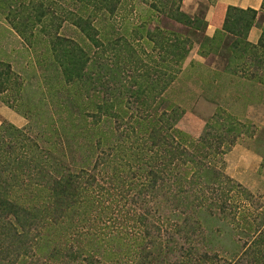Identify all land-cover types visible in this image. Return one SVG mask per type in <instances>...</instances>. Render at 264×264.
Here are the masks:
<instances>
[{
  "label": "trees",
  "instance_id": "1",
  "mask_svg": "<svg viewBox=\"0 0 264 264\" xmlns=\"http://www.w3.org/2000/svg\"><path fill=\"white\" fill-rule=\"evenodd\" d=\"M46 1L0 0V10L18 35L25 38L29 33L33 38L34 28L39 24H43L39 30L49 34V25L51 27L56 19L51 4L53 0L50 4ZM68 1L77 6V12L74 10L68 18L83 36L94 44L106 40L98 25L117 13L121 0ZM180 1L153 0L151 4L164 18L186 28L181 29L186 34H190L187 28L200 30L199 27H204L206 30L207 22H195L181 10ZM260 13H264V3L259 11L228 8L223 27L215 34L225 36L224 45L219 47L223 57L260 50L259 60L264 62V26L257 44L248 41ZM45 21L49 23L45 24ZM178 32L161 36L158 44L161 49H170L176 66L189 53L187 46L190 43ZM228 34L237 39L231 43ZM49 38L54 66L61 70L67 86L66 94L55 93L58 102L52 99L46 104L32 103L28 126L18 128L4 124L0 127V264H124L128 253H131L129 260H132V249L149 250L146 255L148 264H155L158 258L165 259L162 261L165 264H214L216 252L201 247L205 236V224L200 220L203 213L240 229L243 238L247 237L243 240L241 252L229 264H264V219L250 221L245 207L238 205L235 207L242 214L237 218L236 215L229 217L233 210L230 200L240 186L213 165L212 160L225 153L222 134L215 135L212 131L215 126L207 122L198 137L186 136V132L179 128L183 114L176 115L172 110L156 119L151 112L156 100L178 77L179 69L168 74L161 68V87L156 91L153 86L154 100H146L149 98L147 88L140 87L135 92V96L143 101L135 109L140 116L133 118V130L122 131L116 144L103 149L100 148L101 141L94 144L86 137L85 142L76 141L78 137L73 131L83 129L87 118L97 117L95 122L100 123L102 118L118 117L119 114L112 111L114 105L107 99L91 104L95 109L89 110L88 107L92 106L87 103V113L81 110L86 105L79 106L74 98L82 90L80 83L86 85L91 81L88 84L91 87L97 84L92 81L90 57L75 42L53 33ZM205 38L207 41L214 39ZM103 66L99 64L101 69ZM76 85L77 92L72 95L71 90L74 91ZM100 85L104 87L101 82ZM85 87L86 97L90 100V92L97 90ZM28 94L29 97L32 95L26 91L25 82L12 65L0 61V98L5 100L4 104L20 112V103ZM39 105L46 107L49 113L48 125L50 130L53 128V135L49 137L44 133V124L33 117V109ZM62 112L69 113L67 124L62 123L64 115L60 121L54 120L52 114L62 115ZM36 128L43 131L35 133ZM66 130L69 133H65ZM84 130L87 134L81 136H89L90 130ZM232 131L230 127L228 132ZM78 148L81 151H76ZM59 158L68 165L64 172L54 170L52 166V160ZM111 163L116 167L111 181H114L112 185L119 191L118 195L125 194L126 198L130 191L137 190L126 201L127 208L121 221L123 228L113 227L114 232L107 231V226L103 229L101 222L109 210L105 201L109 200L111 189L105 187L104 182H107V169ZM89 169L91 172L102 170V177L98 179L93 173L84 182L83 175ZM126 185L128 189L124 193ZM121 232L131 243L127 244L126 251L119 248L112 253L113 259L108 262L103 254L111 246L109 242ZM164 253L166 258L162 256Z\"/></svg>",
  "mask_w": 264,
  "mask_h": 264
},
{
  "label": "rangeland",
  "instance_id": "2",
  "mask_svg": "<svg viewBox=\"0 0 264 264\" xmlns=\"http://www.w3.org/2000/svg\"><path fill=\"white\" fill-rule=\"evenodd\" d=\"M216 1L181 0L180 6L181 10L195 22L203 23L207 9ZM46 2L50 4V0ZM152 2L153 0H121L117 13L98 25L100 34L106 40L101 39L99 35L101 41L94 44L87 40L68 18L77 9L75 3L68 0L52 1L56 19L51 23V27L49 25V34H56L83 47L87 51V56L90 57L92 81L97 82L92 87L88 85L91 81L86 85L80 83L79 88L82 90L77 94V98L73 96L75 103L79 106L87 103L88 106H92L95 102L107 99L114 105L112 111L119 114L118 117L102 118L100 123L95 122L98 120L97 117L87 118L82 126L83 129L73 131L75 137H78L76 141L85 142V137L90 138L94 144L101 141L100 148L103 149L116 144L120 133L127 129L132 131V127L135 126L133 118L140 116L139 111L135 109L143 100L136 97L135 92L140 87L147 88L149 98L146 100H154L153 89L156 87L157 91L161 87L159 84L162 80L159 75L161 68L168 74L174 73L178 68L180 72L178 77L162 97L156 100L152 114L156 119L172 110L176 111V115L183 114L179 128L186 132V136L191 137H198L206 128L207 122L215 126L212 131L215 135L222 134L221 140L225 153L223 156L214 158L213 165L240 186L239 190L235 189L230 200L233 210L229 217L233 218L232 216L236 215L237 218L242 214L235 207L238 205L245 207L250 221L260 222L264 219V62L259 60L261 51L250 50L246 54L231 53L223 57L219 47L224 45L225 36L214 35L209 37L214 38L213 41H207L205 37L208 36L204 34L206 32L204 27H199L200 30L187 28L190 34H186L184 31L186 28L176 25L154 10ZM259 15L256 26L258 25L262 30L264 13ZM42 25L39 24L34 28L33 38L29 33L22 38L11 28L0 10V55L6 58L5 62L10 63L25 82L26 91L32 93L30 97L28 94L21 101L20 112L9 108L4 104L5 100L0 99V127L4 124H12L18 128L26 127L30 124L32 114L29 113V108L33 105L32 103L46 104L52 99L58 102L54 94L58 92L66 94L67 86L61 77V70L54 66L55 59L49 34L39 30ZM181 29L184 30L181 31ZM172 32H178L182 39L190 41L187 46L189 53L178 66L175 61L172 62L170 49L167 47L161 49L158 45L162 40L161 36H168ZM226 36L230 37L231 43L237 39L229 34ZM99 64H104L102 69ZM100 82L104 84V87L100 85ZM85 86L97 90L90 92L92 93L90 100L86 97ZM77 89L78 85L74 91L71 90L72 95L77 92ZM86 107L87 105L81 107L84 113H87ZM47 108L50 110V107ZM90 108L95 109L94 106L88 107L89 110ZM33 111L35 112L33 117H37L38 121L44 124L46 136L53 135L51 133L53 128L50 130L48 125L50 119L47 117L49 113L46 107L39 105V108ZM52 111H55L54 108ZM56 114H52L54 120L60 121L64 115L62 123H68V112L66 115L63 112L62 115ZM230 127L233 129L231 133L228 132ZM84 128L90 130L89 136H81L87 134ZM40 131L43 130L35 129V133ZM64 132L69 133L68 130ZM65 133L62 131L63 135ZM76 151H81V148ZM52 166L54 170L64 172V168L68 165L59 158L52 160ZM115 168V163H111L107 169L108 174L105 179L107 182H104V186L110 188L111 193L109 200L105 201V206L109 210L102 216L101 221L102 228L105 229L107 226L106 230L111 232H114L113 227L123 228L121 221L124 210L127 208L126 201L130 200L137 191H130L131 194H128L126 198L125 194L118 195V190H115L112 185L114 181H111L114 180L113 169ZM90 169L83 175L84 182L93 173L98 176V179L102 177L103 172H100L102 170L91 172ZM127 185L124 193L128 188L133 189L130 185L127 188ZM261 213L263 215L259 217ZM200 220L205 224L204 242L201 247L203 250L216 252L213 263L229 264L234 261L241 252L243 240H247V237L244 239L240 229L226 225V222L219 221L209 213H203ZM128 243H131L130 239L124 238L122 232L116 235V238L109 242L111 246L103 254L107 256L105 260L108 262L112 260L111 254L119 248H123L122 252L126 251ZM132 252L134 254L132 260H129L131 253H128L124 257L126 258L124 264H148L146 255L149 250L132 249ZM162 256L166 258V253ZM157 260L155 264H165V261L162 262L165 259Z\"/></svg>",
  "mask_w": 264,
  "mask_h": 264
},
{
  "label": "crops",
  "instance_id": "3",
  "mask_svg": "<svg viewBox=\"0 0 264 264\" xmlns=\"http://www.w3.org/2000/svg\"><path fill=\"white\" fill-rule=\"evenodd\" d=\"M263 3L264 0H217L214 4H211L206 11L205 21L208 26L205 34L208 37H214L216 32L222 29L230 6L243 10L254 9L259 11ZM261 34V28H259L258 25L254 26L249 33L248 41L252 44H257L261 38ZM2 56L0 55V61L5 62L6 58Z\"/></svg>",
  "mask_w": 264,
  "mask_h": 264
}]
</instances>
